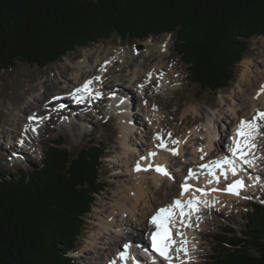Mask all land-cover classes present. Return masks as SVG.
I'll return each mask as SVG.
<instances>
[{"label":"trees","instance_id":"16d2710c","mask_svg":"<svg viewBox=\"0 0 264 264\" xmlns=\"http://www.w3.org/2000/svg\"><path fill=\"white\" fill-rule=\"evenodd\" d=\"M165 33L190 83L216 93L232 82L248 40L264 37V0H0V70L18 62L43 69L112 36ZM64 143L50 140L37 166L0 171V264H76L70 252L103 189L106 147L70 152ZM246 213L238 231L227 227L230 237L214 241L211 264H264V205Z\"/></svg>","mask_w":264,"mask_h":264},{"label":"bare ground","instance_id":"6f19581e","mask_svg":"<svg viewBox=\"0 0 264 264\" xmlns=\"http://www.w3.org/2000/svg\"><path fill=\"white\" fill-rule=\"evenodd\" d=\"M156 43L159 44L157 46L158 55L156 54L157 59L151 66L147 67V69L144 70L140 69L138 70L139 72L130 71L119 78L114 77V80L117 81V83H113L111 86L110 84H108L107 79L108 76L110 77V75L111 77H113L111 73L116 69V60L118 62L122 61L124 64L126 63V59L128 56H138L139 54L129 52L123 46H111V48H105L102 53L96 52L98 54H92V52H85L84 50L85 53H83V56L78 57L75 62L70 63L73 66L70 67L69 76H66L65 72V75H62V81L60 85H55V91L53 93H50V95L48 96L49 98L51 96V98L58 102L57 104L52 103L50 104V106H52L53 108L55 107V105L63 106L64 101H67L70 98L74 100L71 94L73 93V91H75V89L80 88L79 85H81L82 82L91 81V85L94 84L97 89H101L102 87H111L110 92H112L113 88L116 85L117 88L121 85L122 78H126V83L127 85H129L127 86V88H129L130 92L133 90L131 93L132 95L133 93L135 95H133L130 99L128 98L129 100L125 103L120 104L121 107L115 106V109H113L118 120V125L121 129V150L120 152H115L110 159L115 163L113 165L117 166L116 170L119 169L118 167H121L123 169L113 172L114 176H121L115 178L123 180L122 184H125L130 180L128 184L126 183L127 185H130V182L133 180V189L127 190L125 194H122L125 189V185L121 186V190L115 189V192H113V194L111 195V203L109 204V207L107 205L95 204L94 208L97 213L95 218L96 220H94L93 225H95L96 229H94V231L91 232V234L85 240L83 238V240L87 242L85 245L87 247L86 249L89 250L90 253L94 254V258H87L89 259V262L91 264H115L117 261L116 256L121 250V247H119V241H121V239L122 243L125 242L127 244L141 246L147 245V242L143 240V236L144 232L148 229V217L150 216V214H152V212L171 203L173 197L179 194L180 190L182 189L181 186L184 185L183 182L185 180L195 181L196 179L200 178L205 180L207 187H212V181L203 174V170L206 169L213 172L214 162L218 161L217 157H221V154L225 150V143L222 144L221 142L219 144L217 143L216 145V137L219 135L221 136V139H226L225 134L230 128V124L231 127H233V125L235 126L232 130L234 131L240 119L246 118L247 120H249L256 115L257 111L264 112V92H262L257 98V92L260 91L261 86L264 85V74L253 73V71H251V74L249 75V79L251 82L249 85V89L247 88L245 90L243 88V86L246 85L245 83L248 78L247 74L250 71L247 68V64L253 66L255 65L252 64V60L249 59L247 62H245L246 68L244 69L240 79L241 83L240 86H238L239 92L235 91L234 96H232L229 102L224 105V107L227 105V112L224 113V110H221L218 115L214 114L213 116H211L209 122L204 124L201 123L202 125H200V127L204 128L207 133V135H205V143L199 144L197 146L195 144L193 145V143L191 145V142L194 139V136H196V133H200V128L195 126L193 129H191L190 135L187 134L183 137L169 140L172 142V145H170L168 149L166 147L158 148L157 146H159L161 144L160 142H162L161 134L166 136V138L168 139L170 138L172 131H166L165 126L162 125L160 113L162 112L161 107L159 105L157 106L152 101L153 99L147 97V90L150 88L149 81H151L150 79L154 77L157 79V81H159L160 89L165 88L164 86H166L167 84L173 87L177 84L180 74L175 69V65H172L170 68H168V65L164 63L162 53L164 52V49H167L165 48L166 41H156ZM142 44L147 47L148 44L154 45V42L153 39H150L148 37L142 42ZM161 50L163 52H161ZM260 61H257V65H259ZM123 68L124 67L120 68V70ZM166 70H168V72H166ZM175 70L177 71V76L174 72ZM97 77H99L98 80L96 79ZM254 82H256V84ZM52 89V85L48 86V88H45L44 96L46 95V91ZM127 96L129 97V94ZM48 97L43 100H48ZM113 101L115 103L119 102L118 95L114 96ZM38 103L39 98L33 96L30 100V103L27 105V108H32L33 113H29L27 115V119L19 115V122H16L13 128L9 130L8 136H11L18 131L16 142H18L17 140L21 138L20 133H29L26 131L25 126L26 122L30 120V116L41 115L40 107L37 105ZM33 104L37 105V107L39 108L37 109V107ZM132 105L138 111L133 112L131 109ZM112 106V103H109V107L112 108ZM190 108L191 107L189 106L187 110H189ZM66 109L67 108H65L64 110ZM61 110L63 109L59 108V110L56 111ZM138 115H141L143 118H138ZM214 116L215 119L211 121ZM71 117L72 116H69L67 118L71 119ZM77 117H80V115ZM216 117H224L222 119H225L224 124L226 127L217 128L218 124H216ZM66 122L67 120L65 121V123ZM262 122L263 121H259V123L261 124ZM1 127L2 125L0 122V133L3 129H1ZM59 127L60 129L68 128L63 123H60ZM39 133L40 131H38L36 134L32 133L27 135L24 140L26 145H23V147L27 148L32 136H38ZM157 136H159L160 139H157ZM258 139L259 137H257L255 140L258 152L256 162L253 164L252 175L259 181V183H262L263 172H260L259 170L261 169L260 162L264 159V157H262V146H260V144L258 143ZM173 141H177L178 143L174 144ZM16 142H14V144L12 145H15ZM223 142H225V140ZM188 145H190L189 148L187 147ZM176 146H179L180 149L178 154L174 155L171 150ZM7 147L2 148L6 150ZM8 150L15 151L13 147H9ZM248 152L251 154L253 152V149H249ZM152 153H154V155H150ZM20 154L21 152H19V156ZM5 156L6 154H4V157ZM208 161H210L212 164L211 168L201 167V165H208ZM138 163L140 165L139 171L136 170V166ZM157 167L164 168L166 171L169 170L168 174L172 173V176H174L175 179L171 175H163L162 173L157 172ZM180 168L181 171L178 170ZM124 171L126 174H128L127 176ZM148 173H151V177L149 178L147 177ZM213 175L214 174H212V176ZM124 176L129 178H124ZM178 178L179 180L177 181L176 179ZM206 185H202L200 189L203 190ZM185 196L187 200H207L208 206H205L203 203H201V209L203 207L208 210H216L214 209L215 207H224L223 205H229L231 207L234 202L240 201L239 198L218 194L214 191H209L207 194L204 193V191L197 192L196 190H191ZM201 217L202 216H199V219L195 218L193 221H190L188 223V225H190L188 229L182 228L181 237L186 240L187 243L181 245L180 242H177L175 247L186 248L187 255H185L183 251H181L180 254L175 252L174 250L171 251L170 255L172 256L173 254L175 257L174 258L172 256V264H193V260H198L199 253H192L191 251V249L197 245L198 240L197 237L193 238V234L190 231H203L204 228H202V225L204 226V224H202ZM174 228L178 229L177 227ZM136 238H139L140 240L138 241L136 240ZM82 251L84 250L81 249L80 252ZM86 252L84 251L83 253L85 254ZM165 262L168 263V261Z\"/></svg>","mask_w":264,"mask_h":264},{"label":"rangeland","instance_id":"374dc122","mask_svg":"<svg viewBox=\"0 0 264 264\" xmlns=\"http://www.w3.org/2000/svg\"><path fill=\"white\" fill-rule=\"evenodd\" d=\"M236 37L240 38V35H236ZM149 38L153 39L154 45L148 44V46L146 47L142 44L144 40L128 42L122 41L116 36H112L110 39L91 43V45H89L88 47L86 46L84 48H76L67 55H65L60 61L52 63L43 69L31 67L24 63L18 62L14 67H11L6 71L0 70V122L2 125L1 129L3 128L1 130L2 132L0 133V171L4 173L6 171L18 169V167H13L8 162L3 160L4 155H2L1 150H5L2 147H7V144L9 142L10 144H14V142H16L18 131L11 136H8V132L10 129L13 128L16 122H19V115L26 118L29 113H33L32 108H27V105L30 103L31 98L33 96L38 97L39 103L37 105L40 107L42 100L47 98L50 93H53L55 91V85H60L62 81V75H65L66 72V76H69L70 67L73 66L70 63L75 62V60L78 57L83 56V53L85 52H92V54H98L96 52L102 53L105 48L108 49L111 48V46H123L129 52L139 54L138 56H128L126 59V63L124 64L122 61H116V69L113 70L111 73L113 77L108 74L110 75V77L108 76L107 82L111 86L113 83H117V81L114 80V77L119 78L130 71L139 72L138 70H144L147 69V67L151 66L154 61H156L158 55L157 46L159 44L156 43V41H166L165 48H167V51H165L164 48H162L164 49V52L161 50V52H163L162 55L164 63L168 65V68H170L172 65H175V69L179 72L180 76L178 78L177 84L173 87L167 84L166 86H164L165 88L153 89L151 85H149L150 88L147 90V97L153 99L152 101L157 106L159 105L161 107L162 112L160 113L162 125L165 126L166 131H172L170 138H168L167 140L183 137L187 134L190 135L191 129L196 126L200 128V133H196V136H194V139L191 142V145L193 143V145L195 144L196 146L206 142L205 135H207V133L204 128L200 127V125L209 122L210 117L214 114L218 115L221 110H224V113H226L227 105L225 107L224 105L229 102L232 96H234L235 91L239 92L238 86H240V79L244 69L246 68L245 62L250 59L252 60V64H255L254 66L247 64V68L250 71L247 74L248 78L245 83L246 85L243 86L245 90L247 88L249 89V85L251 83L249 79L251 71H253V73L264 74V61H262L264 60L263 36H253L248 40V49L244 54L243 58L236 65L237 67L235 68V76L232 82L228 87L220 89L216 93L210 92L206 89L202 90L197 85L190 83L187 77V68L183 65L179 56L175 53L172 34H163ZM258 60L260 61L259 65H257ZM122 67H124V70H120V68ZM176 70L174 72L177 76ZM166 72H168V70H166ZM254 83L256 84V82ZM50 85H52L53 89L46 91V95L44 96L45 88H48V86ZM127 86L129 85H127L126 83V78H122L121 85L116 88L117 93H115V95H118V97H122L119 100L120 104L125 103L134 95V93L133 95L131 93L133 90L130 92ZM109 88L111 89V87ZM116 89L113 88V90L115 91ZM128 94L129 97L127 96ZM37 105L34 106L37 107ZM100 106L105 107L102 104ZM189 106L191 108L187 110ZM39 107H37V109ZM64 109L61 111L67 110ZM131 109L133 112L137 111V109L133 105L131 106ZM56 113L57 111H55V115ZM69 114H71V112H69ZM71 116L73 118L67 119L68 124L70 125L69 127L68 124H66L64 121L66 120L65 117L63 118L62 115H57L55 117L54 124L46 125V127L40 130L38 136H33L30 141L32 143V149H27L29 151L23 153L24 159L21 160V163L22 166L28 169L32 166H37L41 164L44 157L45 147L49 144L50 140L57 137V135L64 136V146L67 147L70 152H77L81 148L89 145V143L91 142L102 141L104 143L106 150L103 156V163L101 165L99 174V180L103 183V189L99 194L95 196V200L91 205L90 212L87 213L85 217L86 224L81 233L82 238L80 237L78 243V251L74 253V255L76 256V264H91L89 262V259L87 258H94V254L90 253V251L86 249L87 247L85 245L87 242H85L84 240L91 234V232L94 231V229H96L95 225H93L94 220H96L95 218L97 213V211H95L94 206L95 204H102L107 205L109 207V204L111 203L110 198L113 192H115V189L121 190V186L125 185V189L122 193L125 194L127 190L133 189V180L130 182V185H127L130 180L126 182L127 184H122L123 180L115 178L121 176L113 175V172L119 171L120 169L123 170L121 167H118L119 169L116 170L117 166L113 165L115 163L110 160L115 152H120L121 150V129L118 125L117 117L113 116L109 120H107L102 114V119L96 121V119L90 116H86L83 113L80 115L81 118L77 117L76 115L75 117L74 114ZM138 118L143 117L141 115H138ZM222 118L224 117H216V124H218L217 128L226 127L224 124L225 119L223 120ZM60 119L64 120H61L59 123H63L68 128L60 129L58 123ZM214 119L215 116L212 118L211 121H213ZM261 125H264V121ZM229 127L230 128L225 134V142H223L224 140L221 139L218 144L222 142V144L225 143L226 145L228 143V135L232 132L231 124ZM261 133H264V127L261 128ZM258 140V143L260 144V146H262V157H264V135L259 136ZM187 147L189 148L190 145H188ZM262 161L260 162L261 169L259 171L263 172L262 177H264V159ZM127 175L128 174H126V176ZM168 175L172 176V173H169ZM147 177H151V173H148ZM172 177L175 179L174 176ZM124 178L129 177L124 176ZM176 180L178 181L179 178ZM259 194L260 190H258V192L254 194L255 200H260L259 202L264 203V198H258ZM253 202L255 201H242L240 199V201L234 202L231 207L229 205H223L224 207H215L214 209L216 210H206L203 213L204 216H202L201 219L202 224H204V226L202 225V228L204 229L198 237L200 239V246L198 250L199 256H201L200 264H211L210 255L213 251V248L216 247L214 241H217V239H227L228 237H230V231H232V229H234V231H238L240 229V226H243L245 224L247 214L246 211L252 208ZM227 227H231L232 229ZM217 235H221V238H218ZM136 240L139 241L140 239L136 238ZM121 241H119V243H121ZM262 241H264V236L262 237ZM81 249L87 252L84 254V251L80 252ZM251 249L252 251H254L253 248ZM196 262H200L199 257L198 260H193V264H196Z\"/></svg>","mask_w":264,"mask_h":264},{"label":"snow or ice","instance_id":"6c2138e0","mask_svg":"<svg viewBox=\"0 0 264 264\" xmlns=\"http://www.w3.org/2000/svg\"><path fill=\"white\" fill-rule=\"evenodd\" d=\"M96 79L98 80L99 77H97ZM91 83H92L91 81H86L80 88L75 89V91L71 94L73 98L76 99L77 102H82L84 93L91 95V90H90ZM262 92H264V85H262L260 91L257 92V98ZM97 95L99 94L97 93ZM29 119L31 120L32 117H30ZM259 121H264V112L257 111L256 115L253 116L252 120L240 121L236 131V138L233 139L234 146L229 149V151L232 153L233 158L230 159L228 157H225L221 161L214 162V166L216 168L221 169V173H220L221 175L225 174L223 169V165L225 164L228 165V171H231V173L235 175L237 171V160L242 161L244 164H248L249 166H252V159H254L255 157L254 154H252V158L251 159L248 158L250 156L248 150L249 149L254 150L257 147L255 143L256 138L261 135H264V133H261V128L264 127V125H261ZM156 138L160 139L159 136H157ZM173 143L175 144L178 142L173 141ZM159 147L161 148L165 147L163 142H161ZM171 151L174 155L177 154L175 149H172ZM150 155H154V153ZM201 167L211 168L210 165H201ZM136 170L137 171L140 170L139 163L136 166ZM156 171L162 173L163 175H168V172L164 168L157 167ZM243 186H244L243 182L237 180L231 183L230 185H228L225 191L234 195H239L238 190ZM189 187H190L189 185H182L181 195H183L184 192L187 191ZM196 191L202 192L203 190L196 189ZM197 203H203L205 206H208L207 200L196 201L195 199H190L187 202H183L180 199H176L169 207L159 209L158 212L151 219V222L156 225V231L151 234L152 251L157 253L165 261H168V264H172L173 257L170 255V253L173 250L177 253L183 251L185 255H187L186 248L175 247L177 241H175L172 236L171 229L175 227V215H174L175 210H179L180 225L187 227L190 225H188L186 220L184 219L186 215L185 208H188L191 211H198V209L196 208ZM175 234L176 236H181L179 229H177ZM180 243L186 244L187 241L182 239Z\"/></svg>","mask_w":264,"mask_h":264}]
</instances>
